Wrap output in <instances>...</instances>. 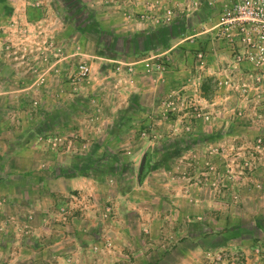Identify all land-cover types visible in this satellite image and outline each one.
<instances>
[{
	"label": "rangeland",
	"instance_id": "rangeland-1",
	"mask_svg": "<svg viewBox=\"0 0 264 264\" xmlns=\"http://www.w3.org/2000/svg\"><path fill=\"white\" fill-rule=\"evenodd\" d=\"M216 1L0 0V239L74 235L110 264L127 231L151 252L195 234L215 246L205 264H264V65L234 69L239 36H217L234 0ZM215 42L228 62L204 81ZM93 147L111 172L48 187Z\"/></svg>",
	"mask_w": 264,
	"mask_h": 264
},
{
	"label": "crops",
	"instance_id": "crops-1",
	"mask_svg": "<svg viewBox=\"0 0 264 264\" xmlns=\"http://www.w3.org/2000/svg\"><path fill=\"white\" fill-rule=\"evenodd\" d=\"M216 2H221V1L218 0ZM199 13H201V11H199L197 14L200 15ZM203 16L207 18L208 13L206 14L204 13ZM176 31L178 33H182L181 30H176ZM182 41L183 39H181L179 42ZM146 43L150 44L151 42L148 41ZM213 44H214L213 49L216 52V55H218V60L214 61L212 57L210 58V61H208L209 70L208 73L203 78L204 81L207 80L210 71L212 70L215 71L219 68L222 69L228 62L229 55L227 54L226 49L224 50L225 46L223 45V43L215 42ZM208 49H210V46H208ZM176 52H178V50H176ZM181 61L182 59L179 58L177 63L179 62L180 64H183ZM119 99L120 100L118 101L117 107L114 108L115 105L110 106L112 111L117 110L119 106L122 105V103L127 100V97H120ZM46 113H49V110L46 111ZM92 150L93 151L90 154H92L93 157H96L99 156L98 152H100L102 148L93 147ZM67 174L70 173H66V172H62L61 174L59 173L55 177L51 178L52 180L49 181V183L47 182L46 184L48 185L49 188L58 187L61 189L60 191L61 193H65L67 191H71L74 189H83L86 186V183H88L87 179L81 176L82 174L77 176L70 174L69 175L70 178L64 180L59 179V178L63 179V177ZM46 177L48 178V175H46ZM32 178L39 179L38 177H32ZM6 182L8 181L5 180L2 182L0 180V188L2 187L3 190L6 185L3 184ZM37 183H39V181ZM24 193H28V191ZM15 202L20 203L19 200ZM35 204L36 203H31L30 206L28 203H26V205L29 207H32ZM261 218L262 216L261 217L259 216L256 218V220L252 221L254 224L258 226V230H256L255 232L256 234L255 236L257 239L258 238L264 239V232L260 230L262 228V225H264V219ZM126 233H127L126 234L127 238L125 237L124 238L127 249L122 250V248L119 247L121 248V251H123V253H120L119 251L116 250V252L109 255L107 258L112 260L110 264H119L112 262H114L113 260L117 261V259L121 258L124 254L131 258V264H205L207 262L206 255L209 249L215 248L213 242H211L210 240L209 241L206 240V244H202L201 240H203L204 238L199 237V235L193 234L190 235V238L185 237L184 239H181L180 241L176 242L175 244L172 245V247H170L167 250L159 249L157 250V252L154 251L151 252L144 249V245L146 244V242L145 240L140 239V236L136 237L130 231H127ZM150 237L152 238L153 236L152 235L149 236V238L146 241H149V239H151ZM20 240L21 239H15V237L12 235H8L6 237L3 236L0 239V251L2 252V255H0V264H44V261H46L48 258L50 259L51 257H53L57 261L52 264H65L62 261V258L65 257L72 258L71 264L104 263V258H99V256H94L89 250L88 244H84L82 242L81 237L78 236L72 235L71 237L68 238H64L61 236L54 238L48 236L43 241H36L33 238H24L23 240L21 241ZM43 244H45V246H43ZM73 245L75 247H72ZM44 247L48 249H44ZM93 256L95 257V259L93 258ZM149 256L152 257L150 258ZM92 258L95 261H93Z\"/></svg>",
	"mask_w": 264,
	"mask_h": 264
},
{
	"label": "built area",
	"instance_id": "built-area-1",
	"mask_svg": "<svg viewBox=\"0 0 264 264\" xmlns=\"http://www.w3.org/2000/svg\"><path fill=\"white\" fill-rule=\"evenodd\" d=\"M218 26L217 36H239L240 43L244 46L245 50L243 52L238 51L232 61L233 66H235L234 69H238L236 66L245 61L254 66L264 65V0L232 1L230 5L223 8ZM148 60H152V58H147L144 62ZM150 65L148 62L146 63V66ZM156 70L161 73L164 67L157 64ZM87 71L86 66H80V75L84 76ZM232 73L233 70L225 77L217 79L216 87L221 89L228 85V82L234 79ZM256 80L259 78L256 77Z\"/></svg>",
	"mask_w": 264,
	"mask_h": 264
},
{
	"label": "trees",
	"instance_id": "trees-1",
	"mask_svg": "<svg viewBox=\"0 0 264 264\" xmlns=\"http://www.w3.org/2000/svg\"><path fill=\"white\" fill-rule=\"evenodd\" d=\"M89 157H93V156L92 155H88V157H85V158H83V159H81L79 161H75L76 166L74 167L75 169H74L73 172H75L77 175H81L84 172H89V171H94V170L99 171L100 175L108 174L109 172H111V169L108 166L105 167L104 169L100 168L98 159H94L93 160L92 158H89ZM96 157H98V156H96ZM147 157H149V152H147ZM5 158L9 159V156H7ZM9 163L11 164L10 160H9ZM146 166H145V170L147 168ZM11 167H12V164H11ZM71 171H72V169L68 168L66 173H71Z\"/></svg>",
	"mask_w": 264,
	"mask_h": 264
},
{
	"label": "water",
	"instance_id": "water-1",
	"mask_svg": "<svg viewBox=\"0 0 264 264\" xmlns=\"http://www.w3.org/2000/svg\"><path fill=\"white\" fill-rule=\"evenodd\" d=\"M147 153H145L143 156H142V159L140 161V165H139V169H138V176H137V180L138 182L140 183L141 180H142V177L144 175V171H145V166H146V163H147Z\"/></svg>",
	"mask_w": 264,
	"mask_h": 264
}]
</instances>
